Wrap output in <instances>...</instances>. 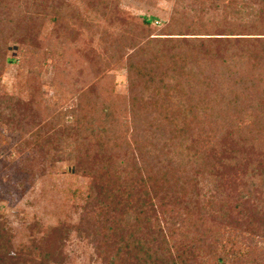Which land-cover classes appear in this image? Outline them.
Here are the masks:
<instances>
[{
    "label": "trees",
    "instance_id": "obj_1",
    "mask_svg": "<svg viewBox=\"0 0 264 264\" xmlns=\"http://www.w3.org/2000/svg\"><path fill=\"white\" fill-rule=\"evenodd\" d=\"M164 1L156 29L120 0H0V74L9 40L28 63L25 94L0 82V127L89 180L76 223L34 219L23 242L0 211V264L61 263L71 230L104 264H264V0ZM84 29L88 50L67 40ZM58 50L50 85L74 102L43 112L35 77Z\"/></svg>",
    "mask_w": 264,
    "mask_h": 264
},
{
    "label": "rangeland",
    "instance_id": "obj_2",
    "mask_svg": "<svg viewBox=\"0 0 264 264\" xmlns=\"http://www.w3.org/2000/svg\"><path fill=\"white\" fill-rule=\"evenodd\" d=\"M76 1L74 0L75 3ZM120 4L139 18H150L152 27L156 29L164 25L171 8V2L164 0H120ZM80 12H84L82 7ZM48 27L56 43L62 31H52V25ZM74 33L67 40L77 49L85 47L87 49L84 50H88L91 44L95 47L96 41L91 40L86 29L79 31V34L76 31ZM7 42H10L7 46L8 62L0 74V82L4 92L20 97L26 90L22 80L26 76L28 63L22 62L25 56L17 47L11 45L10 40ZM61 55L62 52L58 50L53 57L48 56L35 77L38 98L43 100V108H46L43 112L69 108L74 102L72 93L50 85L53 69L59 68L68 60V57L64 59ZM110 73L114 91L126 93L124 71L113 70ZM65 120L69 121L70 117H65ZM44 127L47 132L50 124L47 122ZM34 146L30 135L0 127V211L4 212L13 231V243L28 239L25 227L34 219L44 224H55L57 220L66 218L71 223H76L79 213L75 211L73 203L78 192L85 190L89 182L88 178L74 172L70 163L52 164ZM60 261L58 264H104L97 257L89 236L84 233L79 235L75 230H71L65 240Z\"/></svg>",
    "mask_w": 264,
    "mask_h": 264
}]
</instances>
